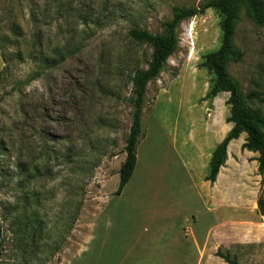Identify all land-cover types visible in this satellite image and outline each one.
Wrapping results in <instances>:
<instances>
[{"label": "rangeland", "instance_id": "1", "mask_svg": "<svg viewBox=\"0 0 264 264\" xmlns=\"http://www.w3.org/2000/svg\"><path fill=\"white\" fill-rule=\"evenodd\" d=\"M212 1L0 0V264H102L93 249L102 251L109 233L134 235L128 262L148 264L160 248L179 253L156 264H227L218 254L264 264L262 177L258 155L239 148L244 139L216 185L205 180L209 167L183 172L192 123L231 116L228 102L199 101L214 81L203 58L222 45L214 9L182 23L178 52L148 84L138 173L124 197L118 192L132 81L154 54L130 31L164 35L176 9ZM234 45L243 57L227 70L244 95L261 94L249 107L264 115V25L245 7Z\"/></svg>", "mask_w": 264, "mask_h": 264}, {"label": "trees", "instance_id": "2", "mask_svg": "<svg viewBox=\"0 0 264 264\" xmlns=\"http://www.w3.org/2000/svg\"><path fill=\"white\" fill-rule=\"evenodd\" d=\"M246 8L252 20L259 26L264 25V0H214L199 9H176L173 20L164 26V35H154L145 30L133 28L130 37L139 43L150 45L153 50V60L146 71H139L133 78V90L135 95L133 123L130 135L125 147L126 160L122 165L119 176L118 192L122 193L131 181L137 165V152L141 141L144 139L142 113L145 105L147 86L150 82L160 78L167 66L168 60L179 50V30L182 23L188 19L205 14L209 9L216 10L223 18L221 23L222 45L220 49L206 55L203 58L201 68L207 69L214 76L210 86L207 100H213L220 94H229L230 118L228 123L233 125L232 131L218 146L210 162V175L206 181L212 185L217 182L221 169L228 160V148L230 144L242 135H246L242 150L257 154L258 172L262 177L264 190V115L249 107V102L263 103L260 93L252 92L244 95L240 87L230 76L227 65L231 61H239L243 54L234 45L235 27L239 20V12ZM58 64L54 61H42V66L54 68ZM46 156L49 151L46 150ZM42 158V154H41ZM40 170L39 167H35ZM263 208V203H260ZM264 214V213H263ZM0 250V259H1ZM227 264H238L228 256L217 255Z\"/></svg>", "mask_w": 264, "mask_h": 264}, {"label": "crops", "instance_id": "3", "mask_svg": "<svg viewBox=\"0 0 264 264\" xmlns=\"http://www.w3.org/2000/svg\"><path fill=\"white\" fill-rule=\"evenodd\" d=\"M209 90H210V86L206 88V91L204 93L205 95L201 96L199 98V101L203 100L208 95ZM227 96L228 94L223 93V94H220L218 97H216L215 100L213 101L214 106L221 109L223 103H226L229 100V97ZM198 104L201 106L202 111L206 113L207 111H204L205 110L204 106H202L200 103ZM196 122L197 121L192 123L191 131H189L187 134V142H185V144L183 145L182 162L184 163L185 161L186 163L184 165L183 172L186 176L190 178L191 176H193V172L192 171L189 172V170L187 169V165L193 168L202 167L203 169H206L207 167H209L208 168L209 174L207 177H205V180H206V178H208L210 175V162L212 160L213 154L218 148V146L225 140L228 134L232 131L233 125L228 123L227 121L223 122L221 118H219L218 116L216 120L202 121L203 122L201 123L202 126H198ZM217 124H218V127H217ZM241 139H244V140L240 142L239 148H242V146L245 144V139H246L245 135H242L239 140ZM239 140H236L230 144L228 148V159L233 156L234 145ZM139 148H138V153H139ZM137 158L138 160H137L136 169L134 171V175L131 181L129 182V184L124 189V192L122 194L123 197H124L125 192H127L129 188H131L130 186L133 184L135 177L138 173L140 157L137 156ZM141 171L142 170H140V172ZM223 171H225V167L221 169L217 182L221 180L223 173H224ZM217 182L214 185H216ZM203 184L205 183H202L201 185ZM94 224L92 225L91 233L93 232ZM88 239L89 240L91 239L90 236ZM193 240H195V245H197V248H200L201 243L200 244L197 243L198 238L196 237V235ZM203 240L204 238H202L201 240L202 243H204ZM101 241H102V251H99L96 248L93 249V258L91 259L93 262H96V260L99 257L105 256L106 259L105 261L102 262V264H105V263L106 264L108 263L109 264H137V263L147 264L146 261L137 262L135 260H132L134 262L132 261L128 262V258H133L136 255L135 237L134 235H132V233H127L125 235H123L122 233L104 234L103 237L101 238ZM124 246H127V249L128 248L130 249L129 250L126 249V251H124L123 249ZM158 250L159 251H156L155 253H153V260H151L152 263L149 260L148 264H156L154 260L157 258V256L158 257H166L170 255L177 256L179 253V252L171 251V249L170 251H166L165 249L163 251H160L162 249L158 248Z\"/></svg>", "mask_w": 264, "mask_h": 264}, {"label": "built area", "instance_id": "4", "mask_svg": "<svg viewBox=\"0 0 264 264\" xmlns=\"http://www.w3.org/2000/svg\"><path fill=\"white\" fill-rule=\"evenodd\" d=\"M191 232V230L190 229H188V233H190Z\"/></svg>", "mask_w": 264, "mask_h": 264}, {"label": "water", "instance_id": "5", "mask_svg": "<svg viewBox=\"0 0 264 264\" xmlns=\"http://www.w3.org/2000/svg\"><path fill=\"white\" fill-rule=\"evenodd\" d=\"M119 195H120V193H119Z\"/></svg>", "mask_w": 264, "mask_h": 264}]
</instances>
